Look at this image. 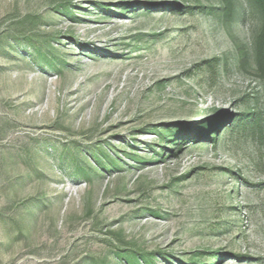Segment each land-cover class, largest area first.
<instances>
[{"label": "rangeland", "instance_id": "rangeland-1", "mask_svg": "<svg viewBox=\"0 0 264 264\" xmlns=\"http://www.w3.org/2000/svg\"><path fill=\"white\" fill-rule=\"evenodd\" d=\"M226 1L0 0V264H264L262 19Z\"/></svg>", "mask_w": 264, "mask_h": 264}, {"label": "trees", "instance_id": "trees-1", "mask_svg": "<svg viewBox=\"0 0 264 264\" xmlns=\"http://www.w3.org/2000/svg\"><path fill=\"white\" fill-rule=\"evenodd\" d=\"M249 6L251 7V9L253 10L252 12L257 14L261 19H262V24L260 27V32L259 34H257L256 39H255V60L257 63V68L258 71L260 72L262 78H264V0H248ZM203 10H206L205 8H203ZM209 13H215V10L213 8H211L210 10H208ZM222 14L226 17L227 20H233L234 18H237V8L235 6V4H233V2L227 0L225 3V6L222 8ZM215 62H217V59L215 60ZM226 114V113H225ZM227 117L229 116L228 114H226ZM254 116V114H251ZM224 118V117H222ZM247 118V117H246ZM244 117V119H246ZM209 124V123H208ZM208 124L205 125H200L199 127H196V131H194L191 135L188 132H183L181 137H188V136H195V135H200L203 136V132L202 129L204 126H208ZM257 126L259 124H256ZM213 126V133L214 136H210V134H207L206 139L209 141H214L215 136L218 134V131L216 132V128ZM193 131V130H192ZM178 131L173 132L172 134H176ZM180 137V136H179ZM177 141V140H176ZM216 143V142H215ZM213 255V254H212ZM212 257H220L219 254H215ZM234 257L236 259H240L241 256H238L237 254H234ZM243 259V258H242Z\"/></svg>", "mask_w": 264, "mask_h": 264}]
</instances>
